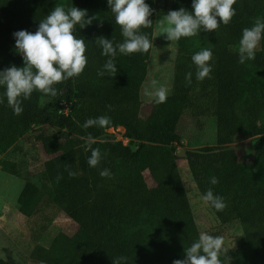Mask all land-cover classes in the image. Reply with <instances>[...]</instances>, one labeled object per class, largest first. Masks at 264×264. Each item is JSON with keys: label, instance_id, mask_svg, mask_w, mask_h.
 I'll use <instances>...</instances> for the list:
<instances>
[{"label": "trees", "instance_id": "trees-1", "mask_svg": "<svg viewBox=\"0 0 264 264\" xmlns=\"http://www.w3.org/2000/svg\"><path fill=\"white\" fill-rule=\"evenodd\" d=\"M92 0H63L65 6L86 9ZM170 10L181 8L192 11L193 0H164ZM154 9L152 0H146ZM55 7V0H0V71L6 65L24 64L23 58L14 56V33L20 30L35 32L39 22ZM236 15L229 24L222 22L212 40L210 50V78L197 81L196 65L192 54L184 52L180 43L174 60L171 94L165 103L152 99L147 116L140 115V86L146 74L147 53L119 54L114 63L116 76H99L108 59L96 43L98 37L123 42L121 28L115 23L109 4L101 6L98 17L85 28L76 26V35L87 45V66L78 77L54 85L58 95L50 96L51 107L43 108L31 98L23 100L22 115H15L9 107L4 88L0 87V144L26 132L34 124H48L61 133H40L37 138L43 149L51 154L44 164V176L53 185V200L77 223V231L66 236L64 246L55 238L49 246L35 245L29 254L32 260L44 264H113L120 256L127 264H154L161 260L183 259L185 248L197 239L193 214L175 165L176 147L180 142L177 123L183 109L194 102L205 104L200 112L216 116V139L227 144L238 131L243 137L255 136L254 162L264 158V92L250 95L244 108L245 122L234 127L236 117L233 106L238 85L242 80L239 54L234 49L237 39L250 22L264 12V0H236ZM142 29L150 40L154 25ZM257 68L264 69V55L253 60ZM193 73L192 83H186V73ZM68 105L66 110L63 106ZM108 105L112 106L109 110ZM203 110V111H202ZM101 115L111 117L107 127L121 126L125 136L137 141L132 150L120 141L104 138L107 127L82 125L89 118ZM92 148H99L102 159L97 167H90L88 138ZM67 137V138H66ZM202 152H191L188 161L195 172V181L204 196L209 188L227 203L223 211L215 214L224 221L238 219L246 228L237 246L250 252L264 264V186L241 173L236 154L231 147H204ZM78 173L71 177L66 168ZM110 169L111 178L101 177L102 169ZM148 171L153 184L144 177ZM214 172L213 176H209ZM61 176V179H57ZM212 177L218 183L212 185ZM39 188L26 181L17 202L20 211L29 215L34 210ZM154 220L151 229L136 225L142 213ZM175 228L179 240L175 241L162 231V226ZM222 264H228L220 258ZM0 264H9L0 259ZM123 264V262H122Z\"/></svg>", "mask_w": 264, "mask_h": 264}, {"label": "rangeland", "instance_id": "rangeland-1", "mask_svg": "<svg viewBox=\"0 0 264 264\" xmlns=\"http://www.w3.org/2000/svg\"><path fill=\"white\" fill-rule=\"evenodd\" d=\"M152 1L155 10L151 37L152 47L146 59L145 78L140 86V115L142 117L147 116L150 102L154 99L148 95L153 90V81L157 82V86L166 87L168 95L171 94L174 60L179 43L184 52L194 55L204 48L210 49L215 35V31L204 32L201 29L197 35L192 37H182L175 42L166 40L165 36L160 33L159 21L167 14L169 8L164 0ZM59 4H63V0H55V6ZM104 4H108V0H92L86 8L89 16H95L97 19L99 10ZM257 18L264 20V12L253 19L247 27H251ZM241 37L234 44V49L237 51ZM258 54L264 55V39L255 51V58ZM14 56L22 57L17 50L14 51ZM12 64L18 66L16 62ZM240 65L243 78L238 85L237 100L233 106L236 117L234 127L245 122L244 108L249 96L264 92V69L257 68L253 60ZM10 66L12 65H6V68ZM30 98L43 108L51 107L50 95L34 91ZM194 105L192 106L191 101V104L183 109L177 123L180 142L175 144V147L176 151L179 150L181 153L176 154L175 152V165L193 214L197 239L201 232L223 236L226 251L220 258L225 259L228 264L259 263L258 257L254 258L250 252L240 251L237 246L238 238L246 232L245 226L238 219L222 220L215 214L209 203L204 201L196 185L195 172L188 161V155L191 152L201 153L204 147H231L236 154L241 173L249 176L255 183L264 186V158L258 162H254L253 159L254 143L257 137H243L236 131L229 143L218 144L216 116L200 112L206 107L205 104L199 106L194 102ZM67 106L64 105L63 110H66ZM40 133H61L63 137L66 136L64 129L59 130L48 124H34L15 139L0 144V259H5L9 264H44L29 257L31 249L35 245L49 246L55 238H59L64 246L65 237L73 236L78 227L77 223L53 200V185L44 176V164L51 154L43 149L37 138ZM104 138L120 141L132 150L137 147V141L126 137L125 130L121 126L107 127ZM213 175L214 172L209 173V176ZM144 177L147 184L151 186L153 182L147 170H144ZM28 180L34 182L40 192L34 210L31 214L25 215L20 211L17 198ZM155 223V220L144 212L133 228L140 227L149 230ZM162 231L175 241L180 238L179 232L173 227L164 225ZM154 264H173V261L161 260Z\"/></svg>", "mask_w": 264, "mask_h": 264}, {"label": "clouds", "instance_id": "clouds-1", "mask_svg": "<svg viewBox=\"0 0 264 264\" xmlns=\"http://www.w3.org/2000/svg\"><path fill=\"white\" fill-rule=\"evenodd\" d=\"M236 0H193L192 11L181 8L170 10L159 21L161 35L171 42L178 41L182 37L197 35L201 29L204 32L216 31L222 22L227 25L236 15L233 5ZM111 12L114 14L115 23L120 26L123 42L115 43L112 39L98 37L96 43L102 48V55L108 57L103 68L98 71L99 76L106 73L116 76L118 68L114 63L118 53L130 55L133 53H147L152 47V41L142 29L151 28L153 21L150 17L155 10L146 3V0H108ZM95 16H89L86 9L76 6L59 4L39 22L38 29L33 33L20 30L14 33L15 48L22 55L23 66L12 65L0 71V87L5 89V95L9 107L15 115H22L23 100L29 99L34 91L55 97L58 90L54 85L63 83L70 78L78 77L87 66L85 55L87 45L83 38L76 35V26L85 28L93 23ZM160 35V36H161ZM264 39V20L257 18L251 27L242 31L239 41L240 64L255 59V51L261 40ZM213 53L204 48L192 56L196 65L195 77L197 81L210 78L212 67L210 61ZM193 73H186L187 84L192 83ZM153 90L148 93L154 98L155 103H165L168 97V89L163 85L157 86L152 82ZM3 100L0 99V103ZM109 110L111 105L107 106ZM111 123V117L101 115L97 118H89L82 125L85 129L93 126L107 127ZM92 138H88V149L91 155L88 158L90 167H97L102 159L99 148H92ZM69 176L75 177L77 172L66 168ZM101 177L111 178L110 169H102ZM58 176L57 179H61ZM212 185L218 183L216 177L210 180ZM205 202L211 204L217 211H223L227 203L220 195L214 194L209 188L204 194ZM225 238L214 236L208 232H201L198 240L185 248L183 259L173 261V264H222L221 255L226 251ZM128 258L117 257L113 264H127Z\"/></svg>", "mask_w": 264, "mask_h": 264}, {"label": "water", "instance_id": "water-1", "mask_svg": "<svg viewBox=\"0 0 264 264\" xmlns=\"http://www.w3.org/2000/svg\"><path fill=\"white\" fill-rule=\"evenodd\" d=\"M179 153H181L179 150H178V151H176V154H179Z\"/></svg>", "mask_w": 264, "mask_h": 264}]
</instances>
